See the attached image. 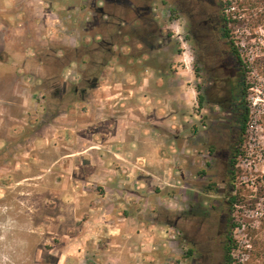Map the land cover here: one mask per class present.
<instances>
[{"label": "rangeland", "instance_id": "rangeland-1", "mask_svg": "<svg viewBox=\"0 0 264 264\" xmlns=\"http://www.w3.org/2000/svg\"><path fill=\"white\" fill-rule=\"evenodd\" d=\"M130 1L140 10L113 9L122 19H109L108 26L92 8L93 2L103 8L101 0H0V264H79L71 256L92 239V226H99L97 240H102L100 228L122 224V217L132 215L125 205L118 219L101 216L105 175L99 167H121L101 143L117 137L118 122L130 126L126 136H132L134 121L160 126L165 119L171 121L167 136L174 142L173 151L168 146L161 150L170 162L169 176L146 175L143 188L151 189L152 197L143 204L147 201L153 209L144 216L160 225L168 240L170 216L196 197L198 203L216 207L210 264H225L228 237L238 246L231 264H264V196L253 209L248 203L234 207L230 216L226 205L232 189L228 163L235 147L243 155L236 159L233 194L239 189L249 201L254 192L264 191V115L255 118L249 112L240 136L233 111L198 107L196 87L203 81L193 73L195 56L183 39L182 25L168 22L159 2ZM217 2L209 0L210 5ZM254 2L219 0L220 17L237 22L227 28L243 64L238 67L248 98L264 97V0ZM150 6L155 8L151 14L143 10ZM144 34L152 52L138 43ZM64 84V98L53 99L51 91ZM74 88L86 94H74ZM149 97L158 105L156 117L139 110L152 114ZM246 103L250 111L248 99ZM91 126L97 128L93 166L85 151L92 144ZM144 131L142 136L155 139L156 134ZM146 140L141 138L139 153L157 154L158 148L150 149ZM123 163L125 172L132 167ZM92 171L98 177H88ZM228 218L241 227H228ZM186 230L192 233L195 227L187 224ZM208 231L204 226L198 234L200 245ZM177 254L175 247V258Z\"/></svg>", "mask_w": 264, "mask_h": 264}, {"label": "crops", "instance_id": "crops-1", "mask_svg": "<svg viewBox=\"0 0 264 264\" xmlns=\"http://www.w3.org/2000/svg\"><path fill=\"white\" fill-rule=\"evenodd\" d=\"M140 96L141 95H139V97ZM142 98L144 99V96ZM149 98V102L152 103L154 101L153 98ZM138 104H140V101H138ZM152 104L153 107L150 106L151 104H148L149 108L152 110V114H149L144 108H139V110L148 117H151V115L156 117V114H158V111L156 112L158 105L156 102ZM140 113L138 117H141ZM139 122L140 121H134L135 124L133 125L132 136H126V134L130 132V126H124L123 121L118 122V125L115 127L117 137H114L113 140H107L101 143V147L105 148L107 152L111 150L113 157H111V159L115 158L117 160V164L121 166L120 170L117 171L107 167L104 168V165L99 167L101 172L104 171L105 175L103 178L104 193L101 195V216L105 218L111 217L110 220L113 218L118 219L119 211L123 209L125 205L131 206L130 210L132 215L127 218L121 216L122 218L120 217V220H123L122 224L116 222L115 225L107 227L105 225V227L103 226L100 228L102 233L104 232V236L101 238L102 240H97L98 236L96 232L99 226H92V239L84 240V250L80 252L77 250L76 253L71 256V259H73V261L76 260L79 264L85 262L82 260L83 255L87 256L85 264H163V261H169L170 232L165 231L168 240L167 238H163L162 227L144 216V212H147V209H153V205L148 204L147 201L143 204L144 198L147 197L150 199L152 197L151 189L143 188V182L146 181L148 177L146 175L160 178L165 174V179L167 175L169 176L166 166L169 165L170 162L163 158L161 150L162 146H168L170 150H174L173 138L167 136V132L172 131L171 121L165 119L163 121L164 126H155L156 123H154V125L150 123L140 125ZM90 128L92 129L90 131L92 144L85 147V151L86 155H88V165L93 166V160L91 159L97 155L94 150L96 149V144L93 143L97 128L96 126H91ZM100 129L101 139H103V132L105 131L103 127ZM141 129L145 130V133L150 132L151 134H156L155 139L150 140L149 137L142 136ZM106 132H110V130ZM141 138L147 139L145 142H147L150 149L158 148V153H154L153 155L139 153L142 146ZM129 143H131V146ZM169 154L171 157L173 156L172 152ZM123 161L132 165L131 168L126 169V172L123 169ZM103 162L105 163V160L102 161V163ZM107 162L110 161L107 160ZM92 172V175H86L92 178L96 177L97 173L94 171ZM126 181L131 188L125 186L124 182ZM117 185L120 189L117 188ZM158 185L160 190L164 189L163 186H161L162 184ZM130 199L131 204L129 203ZM146 205H150V207L148 208Z\"/></svg>", "mask_w": 264, "mask_h": 264}, {"label": "flooded vegetation", "instance_id": "flooded-vegetation-1", "mask_svg": "<svg viewBox=\"0 0 264 264\" xmlns=\"http://www.w3.org/2000/svg\"><path fill=\"white\" fill-rule=\"evenodd\" d=\"M101 1L104 4L103 8H96L95 2L92 3V8L101 18L106 19L103 23L108 26L112 25L109 19H122L113 12V9L122 8L124 11L134 12L140 10L134 8L130 0ZM157 2L166 8L168 22L176 21L182 25L185 33L183 39L186 38V42L190 43L191 51L194 53L193 73L201 75V78L199 76L197 78L203 81L202 85L196 87L198 107L205 104L214 106L221 112H234L237 103L235 91L240 83L243 82L244 85V79L233 56L230 31L227 25H224V16L220 17L219 0L215 5H210L209 0H150L152 6ZM143 10L151 14L155 8L150 6ZM122 24L127 22L122 20ZM93 83L90 82V89L96 88ZM73 93L86 94L85 90L79 92L77 88L73 89ZM51 94H55L53 99L61 101L66 95V85L64 84L60 91H51ZM180 178H183V174H180ZM211 189L207 188L205 191L210 193ZM191 199L194 201L192 205L186 206L185 210L169 218V264H210L213 240L211 230L214 229L218 218L215 215L216 207L204 206L203 203L197 202L196 197ZM187 224L194 225L195 231L188 233ZM204 226L209 231L205 242L200 245L198 234L200 237ZM175 247L178 252L176 258Z\"/></svg>", "mask_w": 264, "mask_h": 264}, {"label": "trees", "instance_id": "trees-1", "mask_svg": "<svg viewBox=\"0 0 264 264\" xmlns=\"http://www.w3.org/2000/svg\"><path fill=\"white\" fill-rule=\"evenodd\" d=\"M252 1L254 4L256 0H250ZM263 1V0H260ZM230 4L225 3V7L229 6ZM254 7V6H253ZM147 12L144 14L146 15ZM223 22L224 25H228L231 23H237L236 20H231L228 17H223ZM147 36L146 34H144L142 37L140 36V39L138 40V43L140 46H146V48L149 50V52H152L154 50V46L152 44H148L147 41ZM232 47V52H233V56L234 59L236 60V63L239 67L243 68V64L241 61V58L239 56V53L237 52V49L233 46V43L231 44ZM111 51V50H110ZM109 52V51H108ZM248 86H244L243 82L240 83V85H238L237 90L235 91L236 97H237V103L235 104L234 107V112H235V119L237 121V123L239 124V134L240 136H242L245 133L246 127H247V123L249 121V109H248V104L246 103V99L247 97V90H248ZM242 140H239V145H241ZM243 155L240 147H235L234 151L232 153V156L229 159V163H228V178H229V185L231 186V191L229 194H227V201H226V205L228 206V214L229 216L231 215V211L233 210L234 207L237 206H242L244 205V203H248L251 204L250 207H252V209L255 207V205L258 203L257 201L260 200L263 196H264V191L262 189L258 190V192H254L253 195L250 196L251 200H246L245 196L243 194H241V192L239 191V189L237 190V192L235 194H233V182L236 179L237 176V169H236V159ZM227 226L230 228H237V227H241L240 225H237L236 223H232L231 218H228L227 220ZM237 244L234 242V240H232L231 237H228L226 239L225 242V255H224V261L225 264H231L233 262L232 258H231V252H233L234 250L237 249Z\"/></svg>", "mask_w": 264, "mask_h": 264}, {"label": "built area", "instance_id": "built-area-1", "mask_svg": "<svg viewBox=\"0 0 264 264\" xmlns=\"http://www.w3.org/2000/svg\"><path fill=\"white\" fill-rule=\"evenodd\" d=\"M253 89V88H250ZM250 106V113L253 114L255 118L260 117L261 115H264V97L257 95L256 97H250L247 98Z\"/></svg>", "mask_w": 264, "mask_h": 264}]
</instances>
